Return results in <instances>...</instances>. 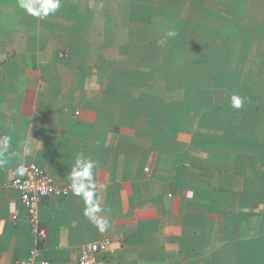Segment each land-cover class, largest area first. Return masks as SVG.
<instances>
[{"label":"crops","instance_id":"0c3cea01","mask_svg":"<svg viewBox=\"0 0 264 264\" xmlns=\"http://www.w3.org/2000/svg\"><path fill=\"white\" fill-rule=\"evenodd\" d=\"M60 5L0 0V264L105 239L108 264H264V0ZM80 154L104 232L71 187ZM31 164L69 190L40 200V243L9 187Z\"/></svg>","mask_w":264,"mask_h":264},{"label":"built area","instance_id":"2783aa9c","mask_svg":"<svg viewBox=\"0 0 264 264\" xmlns=\"http://www.w3.org/2000/svg\"><path fill=\"white\" fill-rule=\"evenodd\" d=\"M22 167L26 169L25 174L20 176L16 170L9 187L14 189L19 195L20 201L29 216L34 241L35 243H40L45 238V230L40 227L37 218L40 200L44 197H67L69 190L57 186L53 179L37 165L31 164ZM110 248L111 241L108 239L87 245L80 251L77 264H108L101 256L109 253ZM36 256L37 249L30 253L26 259L15 261L12 264H49L38 260Z\"/></svg>","mask_w":264,"mask_h":264},{"label":"clouds","instance_id":"9594fccd","mask_svg":"<svg viewBox=\"0 0 264 264\" xmlns=\"http://www.w3.org/2000/svg\"><path fill=\"white\" fill-rule=\"evenodd\" d=\"M20 8L24 9L32 15L33 17L44 18L47 17L50 13L55 14L60 8V0H19ZM175 31L169 32L168 36H175ZM232 107L235 109H240L243 106L244 101L238 95H233L231 97ZM0 143L3 144V150L7 151L9 147V138L4 137ZM84 158L82 154L78 155L76 158V167L72 170L71 179H72V190L73 193L82 198L85 209L84 216L88 217L90 220L96 222L101 232L106 231L107 222L99 219L97 213L102 211L96 197V193L93 189L96 187V183L93 181L89 185L83 183L84 180L92 177L93 161L89 158L86 164L81 165V160ZM5 163L4 160H0V164ZM17 172L20 176H23L26 172L22 166L17 169Z\"/></svg>","mask_w":264,"mask_h":264}]
</instances>
